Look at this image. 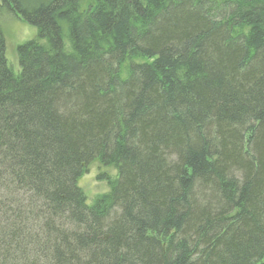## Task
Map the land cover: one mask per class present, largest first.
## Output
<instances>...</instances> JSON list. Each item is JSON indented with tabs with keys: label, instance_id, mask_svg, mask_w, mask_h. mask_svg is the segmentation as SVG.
I'll return each instance as SVG.
<instances>
[{
	"label": "trees",
	"instance_id": "16d2710c",
	"mask_svg": "<svg viewBox=\"0 0 264 264\" xmlns=\"http://www.w3.org/2000/svg\"><path fill=\"white\" fill-rule=\"evenodd\" d=\"M80 4L0 2V264H264V0Z\"/></svg>",
	"mask_w": 264,
	"mask_h": 264
},
{
	"label": "rangeland",
	"instance_id": "374dc122",
	"mask_svg": "<svg viewBox=\"0 0 264 264\" xmlns=\"http://www.w3.org/2000/svg\"><path fill=\"white\" fill-rule=\"evenodd\" d=\"M1 1L2 0H0V2ZM95 1L96 0H81L80 10L86 11L89 7L94 5ZM0 31L5 44V58L7 64L12 70L17 72L18 66L16 48L24 42L34 39L35 30L22 22L19 18L11 15L6 10H3L0 12ZM99 170L95 165L91 166L83 175L79 183L81 190L89 202L94 196L102 194L107 190L105 182L103 183L96 180L97 176L102 172L108 175L113 172L109 169L103 168Z\"/></svg>",
	"mask_w": 264,
	"mask_h": 264
}]
</instances>
